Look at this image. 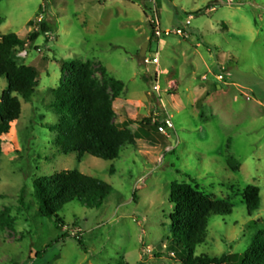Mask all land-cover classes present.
<instances>
[{"label":"rangeland","instance_id":"obj_1","mask_svg":"<svg viewBox=\"0 0 264 264\" xmlns=\"http://www.w3.org/2000/svg\"><path fill=\"white\" fill-rule=\"evenodd\" d=\"M42 17L52 33L13 54L40 74L0 143V264H181L167 240L174 184L232 207L210 218L195 256L240 255L264 240V0H2L0 37L25 39ZM59 61L89 64L94 88L112 102V123L146 131L118 159L57 152L49 128L61 117L52 106ZM110 79L124 86L116 98ZM6 88L1 78L0 99ZM167 119L174 129L155 131ZM70 170L112 191L99 208L62 207L60 229L39 215L32 186ZM247 186L260 190L251 214Z\"/></svg>","mask_w":264,"mask_h":264},{"label":"trees","instance_id":"obj_2","mask_svg":"<svg viewBox=\"0 0 264 264\" xmlns=\"http://www.w3.org/2000/svg\"><path fill=\"white\" fill-rule=\"evenodd\" d=\"M52 31L48 19L42 17L25 39L15 34L0 37V79L5 78L7 82L0 99V143L8 135L10 125L20 117V101H31L40 74L33 66L18 65L13 54ZM59 64L63 82L52 91V106L61 117L57 125L49 128L57 132L59 154L67 156L75 153L78 157L88 155L103 161H113L119 158L123 147L135 146L136 141L144 137L146 131L142 129L139 134H132L126 128H118L112 123V102L105 90L94 88L89 64H67L63 61H59ZM109 86L113 98L118 97L124 87L113 79L109 80ZM226 165L233 172L239 169V164L231 158L227 159ZM110 172L113 173V170L110 169ZM32 187L39 215L53 219L59 228L63 225L58 217L62 207L78 202L87 209L99 208L112 191L104 182L76 170L39 178ZM242 199L247 213L251 214L259 209L260 190L247 186L242 191ZM169 202L173 210L169 214L168 248L181 264H264V240L261 239H255L240 255H222L218 258L194 255L196 247L204 243L210 218L231 214L232 207L227 202L216 201L188 184L171 186ZM179 251L184 255L179 254Z\"/></svg>","mask_w":264,"mask_h":264},{"label":"built area","instance_id":"obj_3","mask_svg":"<svg viewBox=\"0 0 264 264\" xmlns=\"http://www.w3.org/2000/svg\"><path fill=\"white\" fill-rule=\"evenodd\" d=\"M165 33L169 34L170 30H166ZM177 34L181 33V30L176 31ZM155 35L159 36L160 32L159 30L155 31ZM147 62V60H145ZM174 129L173 123L171 119L164 120L157 124V131L161 134H167L168 132H171Z\"/></svg>","mask_w":264,"mask_h":264},{"label":"water","instance_id":"obj_4","mask_svg":"<svg viewBox=\"0 0 264 264\" xmlns=\"http://www.w3.org/2000/svg\"><path fill=\"white\" fill-rule=\"evenodd\" d=\"M147 46H148V43H145V44H143V46L141 47L140 56H141L142 59H144L145 56H146Z\"/></svg>","mask_w":264,"mask_h":264}]
</instances>
